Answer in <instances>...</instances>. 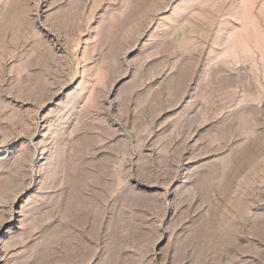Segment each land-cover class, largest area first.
<instances>
[{"label":"rangeland","instance_id":"rangeland-1","mask_svg":"<svg viewBox=\"0 0 264 264\" xmlns=\"http://www.w3.org/2000/svg\"><path fill=\"white\" fill-rule=\"evenodd\" d=\"M0 40V264H264V0H0Z\"/></svg>","mask_w":264,"mask_h":264},{"label":"bare ground","instance_id":"bare-ground-1","mask_svg":"<svg viewBox=\"0 0 264 264\" xmlns=\"http://www.w3.org/2000/svg\"><path fill=\"white\" fill-rule=\"evenodd\" d=\"M0 41H1V40H0ZM11 41H12V40H11ZM4 42H5V41H4ZM2 44H3V42H2ZM2 44L0 45V48H2V49H1V52H2V53H0V54H2V55L4 56L3 59L5 60V59H6V56L10 55V54L7 53V52H9L10 50L8 51V49H6V46L4 47ZM5 44H6V43H5ZM6 45H7V44H6ZM11 45H12V44H11ZM7 48H9V47H7ZM14 48H15V47H14ZM11 50H12V49H11ZM14 50H15V49H14ZM2 55H1V56H2ZM12 55H13V54H12ZM3 59H2V60H3ZM3 63L6 64V60H5V62L2 61V64H3ZM1 68H2V67H1ZM41 158H44V157L42 156Z\"/></svg>","mask_w":264,"mask_h":264}]
</instances>
